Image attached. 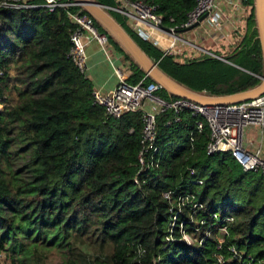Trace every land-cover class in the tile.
Masks as SVG:
<instances>
[{
    "label": "trees",
    "instance_id": "obj_1",
    "mask_svg": "<svg viewBox=\"0 0 264 264\" xmlns=\"http://www.w3.org/2000/svg\"><path fill=\"white\" fill-rule=\"evenodd\" d=\"M96 1L112 7L118 3ZM145 1L157 4L167 23L171 18L184 21L196 3ZM79 9L91 15L82 6L70 11ZM109 11L164 72L192 90L221 96L261 82L264 56L255 6L244 40L229 56L241 68L212 57L180 63L173 55L163 56L132 31L120 13ZM74 28L63 9L0 7L5 103L0 111V254L7 253L6 264H220V242L221 254L230 260L226 264H264V173L245 171L231 152L209 154L207 126L191 144L196 117L188 110L181 112L179 122L174 121V110L157 117L162 157L158 167L139 172L141 114L115 118L94 103L91 79L70 56ZM133 67L132 81L146 76L134 62ZM152 81L146 76L147 84ZM11 83L18 91L15 102ZM160 94L177 97L164 88ZM174 189V200L189 191L196 195L204 205L198 216L207 224L215 221L209 218L212 213L232 216L226 222L228 233L221 234L217 223L203 243L189 245L177 227L176 240H168L171 203L164 193ZM205 229L192 234L198 239ZM85 241L109 244L110 251L86 259L77 246ZM231 245L242 253L241 259L230 258Z\"/></svg>",
    "mask_w": 264,
    "mask_h": 264
},
{
    "label": "built area",
    "instance_id": "obj_2",
    "mask_svg": "<svg viewBox=\"0 0 264 264\" xmlns=\"http://www.w3.org/2000/svg\"><path fill=\"white\" fill-rule=\"evenodd\" d=\"M252 0H196L194 8L187 14L184 21L178 23L171 18L169 23L158 12L157 4L147 3L145 0H117V6H107L122 15L125 23L142 39L159 48L165 55H173L175 60L186 63L201 60L206 57L218 58L235 65L229 60L244 40L249 19L254 7ZM81 6L75 0H0V7L29 9L44 7L50 12L58 9L66 10L69 18L75 24L71 32L70 56L81 72L88 76L86 41L96 40L111 59L112 50L109 33L102 31L95 23L93 16L83 13L82 9L70 11L71 7ZM87 33V34H86ZM228 53V54H226ZM230 53V54H229ZM157 62H159L157 60ZM118 78L116 87L108 92L93 89L94 103L103 106L108 116L120 118L127 112H140L143 128L141 149L139 152L140 171L149 167H158L163 150L157 145L158 129L157 117L167 111L174 110V121L181 120V112L188 110L196 117L195 124L190 131L189 140L194 143L196 133L204 131L205 126L210 130L207 152H231L245 171H260L264 173V157L262 150L247 148L244 141V131L248 127H256L264 134V92L254 98L237 103L204 104L193 100L175 97L164 98L160 91L163 86L152 81L145 82V78L132 81L135 70L114 66ZM4 71H0V76ZM258 76V75H257ZM262 80V76H259ZM4 96L1 94L0 81V111L4 109ZM173 120L168 123L172 124ZM190 167V174H195ZM137 181V180H136ZM193 183L201 184L202 180L192 179ZM176 189L164 193L170 203L171 222L168 240H176L174 231L179 229L181 240L191 245L197 240L199 243L209 237L213 228L220 223L219 232L228 233L226 222L233 220L226 215L220 218L212 213L211 223L198 216L204 205L197 200L193 192L179 194L174 200ZM187 211V213H186ZM185 213V215H184ZM206 225L205 233L198 239L192 233L200 231ZM217 248L222 252L224 248L220 242ZM219 252L220 264H226L229 259ZM140 255L144 250L139 249ZM231 259H241L242 253L231 245L228 248ZM239 264V263H238Z\"/></svg>",
    "mask_w": 264,
    "mask_h": 264
},
{
    "label": "water",
    "instance_id": "obj_3",
    "mask_svg": "<svg viewBox=\"0 0 264 264\" xmlns=\"http://www.w3.org/2000/svg\"><path fill=\"white\" fill-rule=\"evenodd\" d=\"M75 1L86 9L97 20V22L102 25V27L120 44V46L130 55L147 76H150L154 81L160 83L171 95L187 98L198 103L219 104L242 102L254 98L264 92V75L262 76L260 84L256 87L234 94L216 96L192 90L164 72L159 67L158 62L149 57L136 40L111 15L106 5L97 2L96 0ZM256 20L264 56V0H256Z\"/></svg>",
    "mask_w": 264,
    "mask_h": 264
},
{
    "label": "crops",
    "instance_id": "obj_4",
    "mask_svg": "<svg viewBox=\"0 0 264 264\" xmlns=\"http://www.w3.org/2000/svg\"><path fill=\"white\" fill-rule=\"evenodd\" d=\"M84 40L87 44V71L93 88L100 89L102 92H108L116 87L118 78L114 72V66L134 69L133 62L135 63V61L125 50V52L121 51L112 42L110 48L113 55L111 59H109L96 40H89L88 35L84 36ZM126 54H128L130 58H128ZM152 59L154 60V58ZM116 61H120L119 64L116 63ZM235 66L238 65L235 64ZM244 141L247 148L251 150L260 148L262 150L261 155L264 157V134L260 129L256 127L246 128L244 131Z\"/></svg>",
    "mask_w": 264,
    "mask_h": 264
},
{
    "label": "rangeland",
    "instance_id": "obj_5",
    "mask_svg": "<svg viewBox=\"0 0 264 264\" xmlns=\"http://www.w3.org/2000/svg\"><path fill=\"white\" fill-rule=\"evenodd\" d=\"M254 6H255V10H256V0H254ZM112 54V52H111ZM228 54V53H226ZM230 54V53H229ZM113 55V54H112ZM154 61H157L156 59H154ZM120 62V61H119ZM119 62L116 61V63L119 64ZM117 65V64H116ZM237 65V64H236ZM11 85H15V83H11ZM10 98H12V102H15L17 101V98H18V91L15 89V86H13L12 90L10 91ZM5 105V104H4ZM77 246H78V250L80 251H83L87 257L86 259L89 257V256H94V255H97V254H102V255H105V253H109L110 251V246L109 244L105 245L104 247H101L99 245V243H96V244H93V243H89V242H78L77 243ZM54 255V254H53ZM52 255V256H53ZM53 259L55 261L59 260V256L57 254H55L53 256ZM9 262V258H8V255L6 252H2L0 254V264H6Z\"/></svg>",
    "mask_w": 264,
    "mask_h": 264
}]
</instances>
